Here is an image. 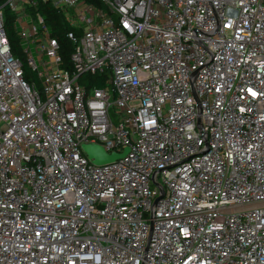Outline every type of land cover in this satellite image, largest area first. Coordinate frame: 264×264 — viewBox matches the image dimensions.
Returning <instances> with one entry per match:
<instances>
[{
	"label": "built area",
	"instance_id": "obj_1",
	"mask_svg": "<svg viewBox=\"0 0 264 264\" xmlns=\"http://www.w3.org/2000/svg\"><path fill=\"white\" fill-rule=\"evenodd\" d=\"M0 264H264V0H0Z\"/></svg>",
	"mask_w": 264,
	"mask_h": 264
},
{
	"label": "trees",
	"instance_id": "obj_2",
	"mask_svg": "<svg viewBox=\"0 0 264 264\" xmlns=\"http://www.w3.org/2000/svg\"><path fill=\"white\" fill-rule=\"evenodd\" d=\"M87 1H94V0H87ZM41 14L45 16L48 20V24L50 25L51 33L59 40L60 46H61V54L67 62V55L72 49L71 43L65 38V32L69 29L63 18L59 13H56L55 11L51 10V8H43L40 9ZM5 17V31L7 34V37L9 39V43L11 46L12 54L19 56L21 58L20 49L18 47L19 41L15 34V31L12 28V20L13 15L9 13L8 10H5L4 12ZM23 77L26 81L31 82L35 79L34 74L26 67V65L23 63ZM83 83V79H80ZM97 85H101V82Z\"/></svg>",
	"mask_w": 264,
	"mask_h": 264
},
{
	"label": "water",
	"instance_id": "obj_3",
	"mask_svg": "<svg viewBox=\"0 0 264 264\" xmlns=\"http://www.w3.org/2000/svg\"><path fill=\"white\" fill-rule=\"evenodd\" d=\"M84 150L86 151L88 157L92 159L94 164H104L112 162L127 152V148H124L122 153H110L107 154L99 145L86 144L83 145Z\"/></svg>",
	"mask_w": 264,
	"mask_h": 264
}]
</instances>
